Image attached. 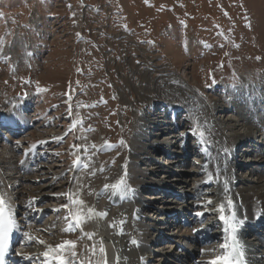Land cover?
<instances>
[{
  "label": "rangeland",
  "instance_id": "obj_1",
  "mask_svg": "<svg viewBox=\"0 0 264 264\" xmlns=\"http://www.w3.org/2000/svg\"><path fill=\"white\" fill-rule=\"evenodd\" d=\"M260 79H264V0H0V115L21 104L30 128L19 137L34 131L36 137L46 140L36 149L39 160L18 174L30 177L25 185L32 187L43 186L53 180L52 174H60L53 180L52 190H42L58 197L41 199L37 208L45 210L43 215L35 220L37 213H33L27 224L45 240L54 238L61 243L65 239L80 245L76 230L66 231L64 236L51 235V229L55 233L63 231L68 216L66 209L54 211L52 206L65 202L66 197L59 194L70 185V167L85 147L89 153L96 151L101 165L107 168H122V161L129 183L131 164L132 170L149 169L154 158L166 165L177 161L174 157L182 152L177 146V154L166 155L162 144H181L183 130L190 128L195 115L187 105L172 108L170 104L180 105L182 101L181 95L172 91L174 87L189 84L194 96L190 100L208 109L209 123L220 130L216 122L234 123L237 119L229 103L233 99L229 90H237L250 81L258 83ZM37 88L45 91L37 92ZM239 98L238 94L235 100ZM142 117L143 124L137 120ZM77 120L82 123L72 128ZM154 120L161 130L152 134L149 143L159 142L161 152L142 154L145 158L137 161L135 167L130 161L136 160L130 156V151L135 150L133 141L140 130L150 136L153 130L149 127ZM236 127L233 131H220L228 150L235 144L234 132H244ZM0 129H4L1 123ZM57 134H63L62 139H56ZM3 136L1 145L6 142ZM253 136L252 142L246 141L255 147L236 143L232 151L237 188L241 180L264 177V162L257 156L264 154V138ZM74 144L82 147L74 149ZM1 145L0 154L17 165L21 150L18 148L11 157V152ZM188 150L183 160L178 158L179 162L166 168L169 177L157 168L151 175L157 182L165 179L172 183L165 192L164 185L159 186L160 190H139V196L146 197L140 209L143 214L154 219L156 207L160 212L169 210L168 216L187 210L180 207L192 199L188 193L202 177L199 151ZM31 177L39 180L34 183ZM63 182L68 186L61 187ZM16 186L19 189L24 184ZM174 192L186 195L181 199ZM13 194L17 196L18 192ZM199 196L195 199L200 202L213 197L208 192ZM23 198L20 199L24 201ZM191 209L188 216L199 207ZM157 215L159 218L158 212ZM163 223L166 235H179L174 234L179 225L174 228L172 222ZM263 227L259 230L264 233ZM249 238L255 242V237ZM164 240L155 246H177L170 236ZM30 245L19 239L15 252L22 254ZM183 245L188 246L187 242Z\"/></svg>",
  "mask_w": 264,
  "mask_h": 264
},
{
  "label": "bare ground",
  "instance_id": "obj_2",
  "mask_svg": "<svg viewBox=\"0 0 264 264\" xmlns=\"http://www.w3.org/2000/svg\"><path fill=\"white\" fill-rule=\"evenodd\" d=\"M172 91L176 94H179V96L181 95L180 98L182 99L180 105L176 103L170 104L173 106L172 108H181V106L187 105L188 107L194 109L195 115L192 116L191 120L193 121V119H195L203 124L206 131L210 133L211 141H213V143L209 145L208 152H204L203 150L204 160L202 165L205 164L207 158L208 168H202L203 172H205V175L200 178L195 184V190L198 191L203 189V191H201L200 193L208 192L211 193L213 197L212 199H206L203 202H198L194 199L196 196L195 191H193L192 193L189 192V194L193 196V200L185 203L184 207L187 210H191V207L199 206L201 209H199L197 212H211L214 213V216L211 218L210 223L207 226L195 225L191 229L188 227H184L180 230V234L177 236L168 234L166 235L165 233L163 236H170L171 238L176 240L175 242L178 246L182 242L180 241V239L182 238H187L193 241L194 236H191V234L194 230L198 231L199 234L208 237V239L210 240L213 238L215 239V237L217 236L212 246L213 250L211 253L205 252L204 249L196 246L195 251L192 252L194 256L193 259H196L197 264H204V262L209 261L218 255H221L222 252L219 248V244L222 242L223 224L218 219L220 213L217 214L216 212L219 204L222 202L226 203L227 199L230 198L233 201L237 218L244 221L239 231V239L246 250L245 256L247 259V263L264 264V237H256L258 242L256 240L255 242L249 241L247 239L248 230L246 229L250 224H258L259 222H264V215H260L259 218H257V214L264 213V177H259L255 181L251 179H244L240 182V188H237L235 186V172L233 169L234 165L232 164V160L230 159L228 152L225 153L223 151V149L225 148L228 149V146L225 142H223V138L220 132L223 129H230L231 131H233V128H237L236 125L240 126V128L244 129V132H234V134L232 135V142L235 144H243L244 142L243 146H247L248 148H251L253 146L255 147V144L251 145V143L249 144V142L246 141H251L254 138L253 134H259V137L261 136L264 138V79H260L258 83H255L253 81L245 83L241 88H238L237 90H235V88L229 90V94L233 98L232 100H229L232 106L231 110L236 113L237 119L236 121H234V123L224 120H222V122H216V125L221 128L220 130L218 128H213L209 123V117H207L208 109H205L199 103H196V100H190L194 96L192 94L191 88L189 87V84L185 86L178 84V86L174 87ZM238 94L241 97L239 98L241 100H235ZM185 99L186 101H183ZM212 110L213 108H211V111ZM137 120L139 122H142V124L145 122V118L143 117ZM156 122L157 121L154 120L150 123L152 125L149 128L153 130L151 131L150 136H147V134L143 132V130H140V132L137 133V141H133V147L137 151H130V156L136 160L130 161L134 163L135 167L138 164L137 161L139 162L140 160H143L145 158V156H142V154L150 155L155 151L161 152V145H159V142L155 141L149 143V138L152 136V134L156 130H161V125H157ZM0 123L4 128L0 129V136L2 134H9L5 137L3 136V139L6 142L3 143V145L0 144L1 147L4 150H9L12 154L11 157L18 148L22 152L17 159V165L12 164L9 160H5L6 157L0 154V192L4 194L6 201L9 202L12 212L15 214L17 223L20 225V230L15 231L16 237L20 236V238H23L22 232L27 231L32 236L45 241L44 245H41L35 241L31 243L27 242L31 245L28 246L26 250L24 249V252L22 253V255H20V258L22 257L21 264H25V262L29 260L25 259V256L32 257L35 261L34 264H59V261L52 259V257L56 255L64 256L66 259L71 260L72 264H78V262L80 261H83V264H117V257H119V264H184L183 262L190 254L188 251L182 252L179 248V252L177 253L175 249L178 248L177 246H174L173 248V245H166L162 247L159 245L155 246L157 242H161L163 240V238L160 239L158 236L160 235V229H163V222L165 221L169 223L172 222V220L167 221V219L165 218L167 210L160 212L158 211V207H156V211L153 213V215L156 213L154 219L149 215L143 214L140 209L141 204L143 205L142 200L143 198L146 199V197H140L139 190L142 188H157V186L159 187L162 185H164V189H168V187L172 185L171 182L165 179H161L157 182L155 181V179L151 178V175L155 173V168H157V170H159L160 172L165 173L166 178L169 177L170 173L167 172L166 168H168L169 165L174 162H179V159L183 160L187 153L186 147L184 146L189 145L190 148L191 143L188 144L186 141V143L184 142L185 144L180 148V144L176 145L174 143L173 145L171 144L172 141L164 143H162L163 141L160 142L164 144V146H166V149L164 147V150H166L167 153L171 155L177 154V150H175V147L177 148V146H179L178 148L182 151L179 156H175V159L177 161H168L166 162V165L164 162L160 163L159 161H155L154 158L153 162L149 163V169L139 168L137 170H132L131 168L133 167V164L130 163L131 165L128 166L130 168L128 169L131 171L129 175V184L135 191L134 193H130L125 197H121L120 193L113 194L111 190L103 191V186L106 183H115L119 179V177L123 175L124 171H126L123 168L125 167V164L123 165V162L121 161V165L123 166L122 168H107L105 166H102L99 157L96 154V151L89 153V150H87V147H85L81 151L79 157L84 161V163L89 164V167L77 168L72 165L70 167L72 178L69 182L70 185L68 186L66 182L61 183V187H63L65 184L68 186L67 189H62L61 193L70 191L75 192L77 184H82L83 187L80 189L79 196L77 198L82 199L85 202L83 206L84 213L87 214V209L89 207H92L98 212L107 211V216L93 217L91 220H88L80 227H76L73 224V230H76L79 234L81 241L80 245L76 244L75 248L66 247L63 250H58L55 249V245L60 243H58L56 239L49 238L48 240H45L43 238V235L39 234V232L37 234L32 229V227L30 228V226L24 223L21 218L24 213L29 214L30 216H33V212H36L37 216L40 213L43 214L45 210L40 207L37 208L39 201L48 196L58 197L54 192L44 193L42 190L44 188H50L52 190L53 187L51 186H54L53 180L57 179L60 174H52L50 178H52L53 180L51 182H47L43 184V186L42 184H36L35 186L33 185V187L32 185H25V182H28L30 177L23 176V173L18 174L20 173L19 171L25 172V169H27V167L33 165L36 161L39 160L40 157L38 156V154H35V149L39 145H41L40 141L46 140L45 138L36 137L34 131L29 132V135L21 138L19 137V135H17L25 133L30 128L28 118L24 114L21 104L5 110L3 114L0 115ZM189 129L190 128L188 127L187 130H185L186 139L189 137L193 138V135L189 134ZM62 135L63 134H57L55 135V138L59 139ZM174 136L175 135H173V137ZM241 146L242 145H239L240 150L238 149V151H241ZM198 147H201L200 142L198 143ZM262 153H259L257 156L264 162V154ZM100 169H103V171H101ZM5 170H8L9 172H6ZM217 170H219L220 172V182L214 181L213 183H211L214 184V186L205 187L207 186V184L203 183V181H205L207 178L206 173L212 172L213 174H215ZM132 171H134L135 176L133 175ZM73 177H76L75 182L73 181ZM225 178H227V180L229 181V191L227 194H225L224 192L223 180ZM38 180L39 179L35 180L34 178L32 182L37 183ZM20 183L24 184V186L17 189L16 185L19 184L20 186ZM12 188L14 189L13 192ZM15 189L17 190L15 191ZM14 192H18L17 196L13 194ZM60 194L59 196H61ZM20 198H23L24 201H22ZM148 198L156 199L158 198V196ZM209 200L212 201L211 204L207 203V201ZM253 201L255 203V206L253 205ZM148 202L153 203L154 200H148ZM65 203H68L67 198H65V202L62 204H60L59 202L54 204V206H52V209L56 211V209L62 208L61 206ZM215 204L217 206L212 207ZM73 210L75 211L76 209L74 208ZM230 211L231 210L226 209L225 214H228ZM157 212L160 214L159 218ZM125 218L127 222L121 225L120 221ZM36 219L37 217L35 218V220ZM70 223H72V221L69 218L67 219V221H65L62 232L59 231V233H55L53 231L54 229H51V235H53L54 237H56L57 235L64 236L63 233H66L65 229ZM112 224H115L116 227H110V225ZM153 227L159 228L154 234L152 233ZM121 229H123V232L125 234H119L121 232ZM85 233H94V235L92 239H88ZM151 235H153L154 237L152 241ZM133 238L138 241V246L130 243V240ZM103 240L106 243H103ZM62 241H65V239H62ZM48 245H51L52 249H49ZM101 246L105 249V253H101L99 251ZM205 250L210 251V249ZM45 251H50V256L47 258V261L42 255ZM73 251L77 253L76 257L74 258L71 257V253ZM151 251H154L155 254L152 255ZM157 252L160 253L159 256L156 255ZM9 255L11 260L13 258H16V256L19 257L16 252H12V249H10ZM179 255L182 256L180 263L172 261L174 256Z\"/></svg>",
  "mask_w": 264,
  "mask_h": 264
},
{
  "label": "snow or ice",
  "instance_id": "obj_3",
  "mask_svg": "<svg viewBox=\"0 0 264 264\" xmlns=\"http://www.w3.org/2000/svg\"><path fill=\"white\" fill-rule=\"evenodd\" d=\"M41 91H45V89L37 88V92H41ZM68 114L69 116H71L72 114L71 105H69L68 107ZM81 123H82V120L73 121L72 128H75L78 124H81ZM189 134L193 135L194 137L199 138V142L204 152L209 151V145H211L213 141H211L210 133L206 131L203 124H201L198 120L193 119L190 125ZM40 143L43 144V143H46V141H40ZM121 144H123V141H121ZM105 146L109 148L112 147L110 144H106ZM72 147L74 149H79L82 146L74 144ZM93 147H95V145H93ZM223 151L227 153L228 149L225 148L223 149ZM73 166L77 168L79 167L88 168L89 164L84 163V161L80 157H77V159L73 161ZM202 168L204 169L208 168L207 158H206L205 164L202 165ZM100 170L103 171V169H100ZM206 175H207V178L205 181H203V183L211 184L214 181L220 182L219 170H217L215 174H213L212 172H208L206 173ZM126 177H127V172L125 171V173L121 175L115 183H112V184L106 183L103 186V191L111 190L113 194L120 193L121 197H125L130 193H134L135 190L127 182ZM73 181L74 182L76 181V177H73ZM228 183L229 181L227 180V178H225L223 180L225 194H227L229 191ZM82 187H83L82 184H77V188L75 192L70 191V192L60 194V195L65 196L68 200V203H65L61 206L63 209L68 210V216L65 217V219L70 218L72 221V223L68 225L65 231L73 230V224L76 227H80L81 225L86 223L88 220H91L93 217H106L107 216V211L98 212L92 207H89L87 209V214L84 213L83 206L85 202L82 199L77 198L79 196V192ZM207 203L211 204L212 201L209 200L207 201ZM74 208L76 209L75 211L73 210ZM226 209L231 210V211L228 214H225ZM56 211H60V209H56ZM217 211L220 213L218 219L223 224V229H222L223 237H222V242L219 244V248L222 254L214 257L213 259L209 261L204 262V264H247V260L245 257L246 250L239 239V231L244 221L237 218L232 199L229 198L227 199L226 203L224 202L220 203ZM196 215L203 216L204 213L197 212ZM260 215H264V213L257 214V218H259ZM126 222L127 220L125 218L120 221V224L123 225ZM110 227H116V225L112 224L110 225ZM19 230H20V225L17 223L15 214L12 212L9 202L6 201L4 194L0 192V264H6V253L11 243L12 234L14 231H19ZM119 234L121 235L125 234L123 232V229H121V232ZM85 235L88 237V239H92L94 233H85ZM22 237L28 243L35 241L41 245L45 244L44 240H41V239H38L32 236L27 231L22 232ZM130 243L138 246V241L135 238L131 239ZM75 246H76V243L74 241L65 240L62 243L55 245V249L63 250L66 247L75 248ZM48 248L52 249V246L48 245ZM99 251L101 253H105V249L102 246L100 247ZM17 255H21V254L17 253ZM42 255L43 257H45L47 261V258L50 256V251H45ZM76 255L77 253L75 251L71 253V257L73 258L76 257ZM24 258L29 259V260L33 259L30 256H25ZM52 259L59 261V264H72L71 260L66 259L62 255L53 256ZM78 264H83V261L78 262ZM117 264H119V257H117Z\"/></svg>",
  "mask_w": 264,
  "mask_h": 264
}]
</instances>
